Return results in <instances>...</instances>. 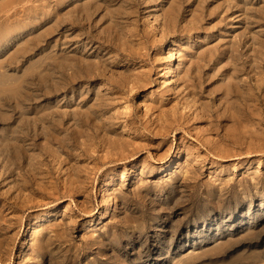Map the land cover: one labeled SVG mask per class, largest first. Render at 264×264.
Returning a JSON list of instances; mask_svg holds the SVG:
<instances>
[{"label": "rangeland", "instance_id": "rangeland-1", "mask_svg": "<svg viewBox=\"0 0 264 264\" xmlns=\"http://www.w3.org/2000/svg\"><path fill=\"white\" fill-rule=\"evenodd\" d=\"M0 22V264H264V0H0ZM46 58L89 75L45 99Z\"/></svg>", "mask_w": 264, "mask_h": 264}, {"label": "bare ground", "instance_id": "bare-ground-1", "mask_svg": "<svg viewBox=\"0 0 264 264\" xmlns=\"http://www.w3.org/2000/svg\"><path fill=\"white\" fill-rule=\"evenodd\" d=\"M130 4V3H129ZM87 8H89V9H91V6H87ZM32 9V8H31ZM100 9V6L99 5H96V6H94L93 7V10L91 11V12H87V10H86V12H85V14H83V12H82V18H81V16H79L80 14H79V12H81V10L80 11H76V14H74V13H72V14H69V15H71L69 18H72V20L70 21V25H71V28H72V30H75V29H77V28H79V24H76V22L79 20V18H81V19H83L86 23H88L90 26H91V23H92V18H93V16H94V14L98 11ZM32 11V10H31ZM20 13V12H19ZM17 14V13H16ZM68 16V15H67ZM10 17H12L11 15H10ZM2 19H3V17H2ZM4 20V19H3ZM56 22H58L57 21V19H56ZM1 23V22H0ZM5 23H6V21H5ZM55 23V22H54ZM3 25V24H2ZM2 25H1V27H2ZM6 25V24H5ZM59 25V24H58ZM93 25V24H92ZM81 27H83V25H81L80 26V28ZM4 29V28H3ZM27 34V33H26ZM63 37V36H62ZM62 39V38H61ZM109 39V38H108ZM103 40V39H102ZM110 40V39H109ZM108 40V41H109ZM62 41V40H61ZM111 41V40H110ZM67 43V42H66ZM69 45V44H68ZM49 48H50V46H49ZM71 48V47H70ZM117 50V49H116ZM62 52V51H61ZM61 52H60V54H61ZM48 53V52H47ZM46 53V54H47ZM52 54V53H51ZM50 54H48L47 56L48 57H52L53 56V54L52 55H50ZM62 55V54H61ZM87 55V54H86ZM45 56V55H44ZM55 56V55H54ZM53 56V57H54ZM89 56V55H88ZM57 57V56H56ZM63 57V55L62 56H59V58L57 57L56 59H60V58H62ZM82 57V56H81ZM44 59V58H43ZM46 59H49V61H47L46 63H45V66H43V67H45V69H46V73L44 74V76H43V81H42V83L40 82V81H38L37 82V84H36V82L34 81V79L35 78H30V79H28L27 81H32L33 83H32V85H33V90H39V92H41L40 93V97H43V98H45V99H47L48 98V96L50 95V93L55 89V90H57V85H58V83H59V81H61V82H63L62 80H63V78H64V81L65 82H69V83H73L75 80H76V78H79L80 77V75H83V74H88L89 75V72L90 71H88L87 69H85V63L82 61V60H80V59H69V61L66 59L64 62H66V63H57L53 58L52 59H50V58H46ZM63 59V58H62ZM40 60V59H39ZM42 60V59H41ZM45 60V59H44ZM72 60V61H71ZM86 60V59H85ZM73 61H75V62H73ZM16 62V61H15ZM41 62V61H40ZM20 63V62H19ZM40 64V63H39ZM39 64H37V68L39 67L38 65ZM2 67V66H1ZM96 68V67H95ZM98 68V67H97ZM2 69V68H1ZM31 69H35V67L33 66ZM31 69H30V71H31ZM43 69V68H42ZM44 69V70H45ZM4 71V70H3ZM28 70H26L25 72H27ZM43 71V70H42ZM69 71V72H68ZM92 72H95V70H91ZM97 72H99V73H101L98 69L96 70ZM32 72V71H31ZM68 72V73H67ZM28 73V72H27ZM38 73H40L39 71H38ZM56 74H58V76H56ZM9 77V76H8ZM7 77V78H8ZM91 77V76H90ZM12 79V78H11ZM5 79H3V81H4ZM86 80V79H85ZM7 81V80H6ZM11 80H9V81H7V82H9L10 84H12V83H14L13 82V79H12V83L10 82ZM15 81V80H14ZM2 83H4V82H2ZM8 85V84H7ZM1 86H4L3 84L1 85ZM5 87H6V84H5ZM3 89V88H2ZM11 89V88H10ZM0 90H1V87H0ZM2 91V90H1ZM0 91V92H1ZM17 95V94H16ZM15 95V96H16ZM242 95V94H241ZM21 96L23 97V98H25V97H29V100H32L33 99V97H34V95H26V96H23L22 95V92H21ZM37 96H39V95H37ZM18 97V96H17ZM46 106V105H45ZM50 107V106H49ZM21 109V108H20ZM20 109H18V110H20ZM29 110V109H28ZM48 110H49V108H48ZM22 111H24V110H22ZM3 112V111H2ZM49 112V111H48ZM19 113H20V111H19ZM50 118H52V117H50ZM53 118H55V117H53ZM58 119V118H57ZM57 121V120H56ZM31 123V122H30ZM44 123V122H43ZM42 123V124H43ZM49 123V122H48ZM41 125V124H40ZM40 125H39V128H40ZM44 125V124H43ZM49 125V124H48ZM31 126H33V125H31ZM51 126H54V124L53 125H51ZM57 126V125H56ZM50 126H47V128H49ZM49 130H50V128H49ZM53 129H51V131H52ZM40 131H42L41 130V128H40ZM38 132V131H37ZM43 132V131H42ZM41 132V133H42ZM45 133V132H44ZM55 133V132H54ZM21 134V133H20ZM24 134V133H23ZM22 134V135H23ZM33 134V133H32ZM36 134V133H35ZM56 134V133H55ZM44 135V134H43ZM42 135V136H43ZM52 134H50V136H51ZM26 136V135H25ZM33 136V135H32ZM5 140H6V138H5ZM10 140H11V138H10ZM22 141V140H21ZM21 141H19L20 143H21ZM22 142H24V141H22ZM6 156V155H5ZM7 161V160H6ZM57 240V239H56ZM55 240V241H56ZM238 244H240L239 242H230V243H228V245L227 246H224V247H220L221 248V251L223 252V253H227V252H229L231 249H233L235 246H237ZM222 246V245H221ZM219 249V248H218ZM219 253V252H218ZM216 254V253H215ZM222 256V255H221ZM213 257V256H212ZM215 257V256H214ZM218 257H220V256H218ZM198 259H200V258H198ZM213 259V258H212ZM216 259V258H215ZM233 260V259H232ZM232 262V261H231ZM221 264V263H220ZM223 264H224V262H223ZM228 264V263H227Z\"/></svg>", "mask_w": 264, "mask_h": 264}]
</instances>
